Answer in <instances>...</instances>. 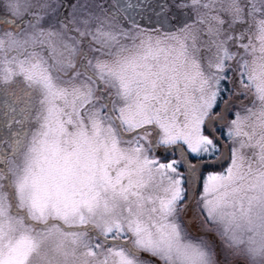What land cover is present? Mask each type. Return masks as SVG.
Returning a JSON list of instances; mask_svg holds the SVG:
<instances>
[{
  "label": "snow or ice",
  "instance_id": "6c2138e0",
  "mask_svg": "<svg viewBox=\"0 0 264 264\" xmlns=\"http://www.w3.org/2000/svg\"><path fill=\"white\" fill-rule=\"evenodd\" d=\"M65 6L0 7V264H264V0Z\"/></svg>",
  "mask_w": 264,
  "mask_h": 264
},
{
  "label": "rangeland",
  "instance_id": "374dc122",
  "mask_svg": "<svg viewBox=\"0 0 264 264\" xmlns=\"http://www.w3.org/2000/svg\"><path fill=\"white\" fill-rule=\"evenodd\" d=\"M77 5H78V7L74 9V12L78 14V20L88 19L90 14H92L93 16H100L101 19L105 18L106 13L101 12L100 8L97 7V5H101L106 10L107 5H105L104 0H78ZM221 15H224L225 19H227V16L224 13H221ZM105 23L114 25L116 23V21L111 20V16H110V14H108V18L106 19ZM80 26L85 27L83 24H80ZM90 26L94 28L96 26V21L92 20V23ZM201 27H203V25ZM237 27H238V30H240V31L243 30L242 26H237ZM125 42L127 43L129 41H125ZM93 47H97V45L93 44ZM93 53L97 55V53H95V52H93ZM239 100H244L246 104L251 106L249 101L245 100L244 96H242V95L239 96L238 101ZM238 101L233 105V111L239 110L243 113V107L239 104ZM229 118L231 119V115L229 116ZM223 166L224 167L227 166V161H225L223 163ZM215 170H220V168H217ZM186 187H187V185H186ZM193 188H194V186H193ZM200 190H202V188H201V186L198 185V189L196 191V196H195L194 200L192 201V203L190 204V207H189V210L187 213V219H188V222L190 225V227H189L190 229L185 224L186 228H188L193 233H195V236L193 238H199L205 232H207L209 229L214 227L213 225L207 223L206 218L204 217V215L200 211L199 204H198V198H199ZM192 191H191V193H192Z\"/></svg>",
  "mask_w": 264,
  "mask_h": 264
},
{
  "label": "flooded vegetation",
  "instance_id": "af4514ba",
  "mask_svg": "<svg viewBox=\"0 0 264 264\" xmlns=\"http://www.w3.org/2000/svg\"><path fill=\"white\" fill-rule=\"evenodd\" d=\"M78 0H65V4L66 6L62 9V11L65 13V14H69V13H72L74 12V9L70 6L72 4H77ZM105 2V5H108V4H115L116 0H104ZM104 4V3H103ZM3 5V0H0V7H2ZM107 7V6H106ZM191 11V10H190ZM76 16H77V19H78V14L76 13ZM81 29L83 30L84 27L80 26ZM85 39H91L90 37H86ZM96 54L93 53V56H95Z\"/></svg>",
  "mask_w": 264,
  "mask_h": 264
},
{
  "label": "water",
  "instance_id": "95a60500",
  "mask_svg": "<svg viewBox=\"0 0 264 264\" xmlns=\"http://www.w3.org/2000/svg\"><path fill=\"white\" fill-rule=\"evenodd\" d=\"M197 189H198V185H194L193 191H192V193H191V195H192L194 198H195V196H196V191H197ZM193 200H194V199H192V200L190 201V204L192 203ZM186 219H187V217H186ZM187 221H188V219H187ZM187 226L190 227L189 222L187 223Z\"/></svg>",
  "mask_w": 264,
  "mask_h": 264
},
{
  "label": "trees",
  "instance_id": "16d2710c",
  "mask_svg": "<svg viewBox=\"0 0 264 264\" xmlns=\"http://www.w3.org/2000/svg\"><path fill=\"white\" fill-rule=\"evenodd\" d=\"M186 226H187V224H186ZM188 227V226H187ZM189 228V227H188ZM190 229V228H189ZM191 231V230H190ZM192 232V231H191Z\"/></svg>",
  "mask_w": 264,
  "mask_h": 264
}]
</instances>
